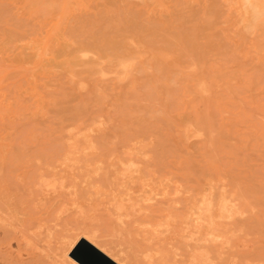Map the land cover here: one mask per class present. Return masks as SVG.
Instances as JSON below:
<instances>
[{
	"label": "rangeland",
	"instance_id": "obj_1",
	"mask_svg": "<svg viewBox=\"0 0 264 264\" xmlns=\"http://www.w3.org/2000/svg\"><path fill=\"white\" fill-rule=\"evenodd\" d=\"M193 181L264 264V0H0V264H70L77 227L128 246L112 207Z\"/></svg>",
	"mask_w": 264,
	"mask_h": 264
},
{
	"label": "bare ground",
	"instance_id": "obj_2",
	"mask_svg": "<svg viewBox=\"0 0 264 264\" xmlns=\"http://www.w3.org/2000/svg\"><path fill=\"white\" fill-rule=\"evenodd\" d=\"M185 174H187L185 171H182L180 173V175L182 176ZM145 177H143L142 180L139 181V183L129 186V191L127 192L129 194V197H127L128 199L130 198L135 201H140L144 198L150 199V192L155 189L154 186L150 188V178L144 179ZM193 183L194 185L183 187L177 183L174 186H171L169 185L170 183L167 184L166 182L160 188L162 190L161 193L163 196L161 198H155V203H153L155 205V208L151 206L153 208L151 211L147 210L144 214L134 216L130 220L128 219L129 221H125L121 217L124 211V202H119L114 205V207H112V213H115L120 220L122 226V228H120V233L125 234L124 239H127V241L129 242L128 246H125L121 242L107 239L106 236L99 234L98 229H95L94 227L81 228L76 226L78 230H81L78 233L79 235L70 237V235L68 234L69 236H66V238L64 239H60L59 242L57 240L56 243H59V250L57 252L59 254V257H61L62 259L64 258L70 264H87L84 261L78 259L77 255L73 252L75 246H77L81 240H85L87 243L91 244L99 251H101L114 264H246V256L248 258V255L245 254V247L237 250L235 249L236 251H234L232 249V245H230L229 243L232 238L231 235L235 236V234H237V230H244L246 221H248V219L246 217L239 216L238 214L237 217L233 216L235 210L239 209V206L233 201L227 198L216 200L212 196V194L202 195L200 193L199 186H197L194 181ZM171 194L172 196H168ZM128 202L129 205L130 201ZM110 207L111 206H109L108 208L111 209ZM148 208H150V205H148ZM28 222L30 223L31 221ZM134 222H136L137 224H134ZM32 225L33 224H30L29 226L32 227ZM235 225L237 226V229L235 228ZM32 228L29 227L28 230H32ZM21 229L23 228L21 227L20 230ZM249 229L247 230L250 232ZM255 230L253 232H255ZM257 230H259V227H257ZM240 232L241 231H239L238 233L240 234ZM5 233L3 232V234ZM22 235L23 238H25L24 234ZM243 235L244 234H241V237ZM16 236L18 237L19 235ZM238 236L240 237V235ZM29 238H26V244L28 243V245H30L31 247V244H29ZM31 240L32 238L30 239V241ZM17 242L19 241L17 240ZM258 244L259 243H257V245ZM32 245L34 244L32 243ZM260 246L261 245H259V247ZM256 249L257 248H255V250ZM260 253L262 254V251ZM254 255L250 256L255 259L256 255L255 257ZM41 256L43 257V255ZM48 257H50V255ZM258 258L259 257L257 256V259ZM49 260L48 262H50L52 258L50 261ZM59 261L61 262L60 259ZM254 263L256 264V262ZM257 264H259L258 261Z\"/></svg>",
	"mask_w": 264,
	"mask_h": 264
},
{
	"label": "water",
	"instance_id": "obj_3",
	"mask_svg": "<svg viewBox=\"0 0 264 264\" xmlns=\"http://www.w3.org/2000/svg\"><path fill=\"white\" fill-rule=\"evenodd\" d=\"M83 250L87 251V256L83 255ZM74 254L78 259L84 261L87 264H114L107 256L101 251L87 243L85 240H81L75 248Z\"/></svg>",
	"mask_w": 264,
	"mask_h": 264
}]
</instances>
